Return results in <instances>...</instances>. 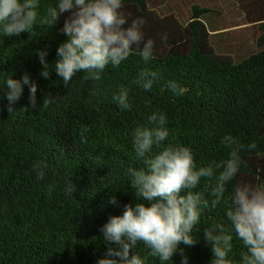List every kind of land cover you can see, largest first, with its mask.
Returning a JSON list of instances; mask_svg holds the SVG:
<instances>
[{"label": "trees", "instance_id": "obj_1", "mask_svg": "<svg viewBox=\"0 0 264 264\" xmlns=\"http://www.w3.org/2000/svg\"><path fill=\"white\" fill-rule=\"evenodd\" d=\"M122 10L145 19L154 58L146 64L135 51L96 79L79 71L65 85L56 75L63 17L47 31L0 39V79L28 73L39 103L29 106L27 86L13 111L0 100V264H96L106 248L101 226L133 200L127 170L139 162L131 131L153 111L166 115L169 140L189 146L198 165L223 159L221 137L232 134L244 147L229 190L239 182L264 185V0H124ZM232 13L246 29L233 26ZM36 49H47V79ZM147 69L159 73L150 91L132 84ZM168 81L183 95L174 96ZM120 85L129 86L131 111L112 100ZM37 160L47 164L43 181L32 171ZM68 183L76 189L71 197ZM214 222H226L222 207L202 216L198 243L185 248L189 264H209L203 228ZM239 251L235 241L232 255ZM173 260L180 264L178 254Z\"/></svg>", "mask_w": 264, "mask_h": 264}, {"label": "clouds", "instance_id": "obj_2", "mask_svg": "<svg viewBox=\"0 0 264 264\" xmlns=\"http://www.w3.org/2000/svg\"><path fill=\"white\" fill-rule=\"evenodd\" d=\"M123 5L124 0H52L46 5L44 0H0V39L34 29L47 31L63 17L60 31L66 38L56 49L52 65L56 75L65 85L79 71L96 79L106 67H119L135 51L146 64L154 58L155 41L145 38V19L130 18ZM161 41H167V34ZM34 53L43 66L40 74L47 79V49ZM158 79V72L147 69L132 84L150 91ZM25 86L29 106L37 107L38 86L28 73L0 79V100H7L9 112L22 98ZM167 88L174 96L185 91L176 81H168ZM112 100L119 109L132 110L128 85H120ZM167 125L166 115L153 111L131 131L132 151L139 162L127 170L133 200L124 205L122 214L110 216L101 226L106 248L96 264H147L149 257L154 264H174L177 254L180 264H189L185 248L198 243L194 233L205 211L218 207L223 208L226 222L203 228V239L211 249L209 264H264V185L239 182L229 190L240 172L244 145L225 134L220 143L227 155L198 165L189 146L169 140ZM248 147L255 148V144ZM32 171L43 181L47 164L37 160ZM47 191L51 194L53 185ZM75 191V185L68 183L64 195L71 197ZM235 241L240 243L238 258L232 255Z\"/></svg>", "mask_w": 264, "mask_h": 264}, {"label": "rangeland", "instance_id": "obj_3", "mask_svg": "<svg viewBox=\"0 0 264 264\" xmlns=\"http://www.w3.org/2000/svg\"><path fill=\"white\" fill-rule=\"evenodd\" d=\"M232 15H233V17L231 18V23L233 24V26L235 27L236 25H235V23H238V28H241L242 29V27H246V24L245 23H242V24H240L239 22H238V17L235 15V14H233L232 13ZM246 29V28H245ZM238 30V29H237ZM249 30H244V32H248ZM256 33H258L256 30L254 31V35L256 36ZM233 35H235L236 36V34H233ZM229 36H232V35H229Z\"/></svg>", "mask_w": 264, "mask_h": 264}]
</instances>
